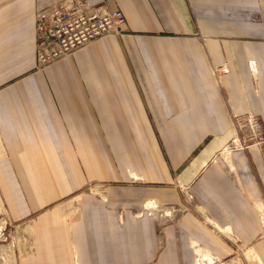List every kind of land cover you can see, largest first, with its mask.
Instances as JSON below:
<instances>
[{"label":"crops","instance_id":"1","mask_svg":"<svg viewBox=\"0 0 264 264\" xmlns=\"http://www.w3.org/2000/svg\"><path fill=\"white\" fill-rule=\"evenodd\" d=\"M60 1L0 0V183L34 217L23 264H225L240 247L264 264L263 153L252 170L225 151L233 116L264 132V0H89L126 32L38 69L35 14Z\"/></svg>","mask_w":264,"mask_h":264},{"label":"built area","instance_id":"2","mask_svg":"<svg viewBox=\"0 0 264 264\" xmlns=\"http://www.w3.org/2000/svg\"><path fill=\"white\" fill-rule=\"evenodd\" d=\"M124 32L126 18L121 10H110L107 4L94 6L89 0H62L36 11V66L38 69L45 68L97 39ZM220 69L227 70L224 66ZM233 123L236 126V129L233 127L234 138H240L242 149L256 143L263 146L264 156V132L259 120L248 115L233 116ZM248 142L251 144L247 146ZM182 193L193 198L189 187L182 188ZM170 211L171 218L175 210Z\"/></svg>","mask_w":264,"mask_h":264},{"label":"rangeland","instance_id":"3","mask_svg":"<svg viewBox=\"0 0 264 264\" xmlns=\"http://www.w3.org/2000/svg\"><path fill=\"white\" fill-rule=\"evenodd\" d=\"M251 142L247 143V146ZM257 148L263 153V146H255L250 149ZM241 151L242 145L239 137L234 138V142L228 145L225 150L229 154L234 151ZM244 153L246 154L249 164L252 170H255L254 162L252 159V153L245 146ZM263 156V154H262ZM264 157V156H263ZM221 158V155H220ZM3 187L0 183V264H23L24 258L30 255L34 251V236H33V224L32 220L34 217L28 218L26 220H16L9 208L7 200L4 196ZM193 195V194H192ZM184 203L179 207L178 212H174L175 217L181 212H187L189 206L192 204L193 198L183 193ZM81 197H78L79 200ZM149 213H158L154 202H150L145 207ZM264 208V207H263ZM165 209V208H163ZM161 208H158L161 214ZM166 214H171L169 210H162L163 223H166ZM170 218V217H168ZM264 218V213H263ZM121 224L123 223V218H120ZM162 223V226L164 225ZM159 246H163V242H159ZM201 260L198 258V261ZM210 262V261H209ZM225 264H258L254 252L249 251V248L240 247L238 253L233 260L226 262Z\"/></svg>","mask_w":264,"mask_h":264},{"label":"bare ground","instance_id":"4","mask_svg":"<svg viewBox=\"0 0 264 264\" xmlns=\"http://www.w3.org/2000/svg\"><path fill=\"white\" fill-rule=\"evenodd\" d=\"M235 125V124H234ZM236 127V126H235ZM255 146H261V145H259V144H253V145H251V146H249V148L248 149H250V148H252V147H255ZM242 150H244V149H242ZM261 212H262V214L264 213V209L261 207ZM199 257L201 258V257H203V254L201 253V252H199Z\"/></svg>","mask_w":264,"mask_h":264}]
</instances>
